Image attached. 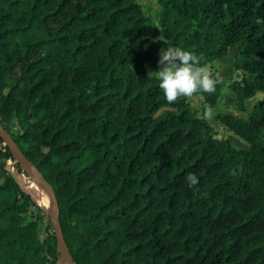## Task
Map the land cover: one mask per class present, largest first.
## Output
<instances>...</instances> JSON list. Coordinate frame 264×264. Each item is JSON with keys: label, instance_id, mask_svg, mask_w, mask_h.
Masks as SVG:
<instances>
[{"label": "trees", "instance_id": "obj_1", "mask_svg": "<svg viewBox=\"0 0 264 264\" xmlns=\"http://www.w3.org/2000/svg\"><path fill=\"white\" fill-rule=\"evenodd\" d=\"M167 44L235 47L240 78L169 104L137 0H0V124L52 186L72 264H264V0H156ZM0 138V264H56L54 233L6 167ZM193 173L199 183L189 188ZM34 206V208H31ZM53 231V230H52Z\"/></svg>", "mask_w": 264, "mask_h": 264}, {"label": "rangeland", "instance_id": "obj_2", "mask_svg": "<svg viewBox=\"0 0 264 264\" xmlns=\"http://www.w3.org/2000/svg\"><path fill=\"white\" fill-rule=\"evenodd\" d=\"M143 12L147 15L150 25H151V32L154 38L157 39L161 35L159 26L156 21V11L159 8L156 0H137ZM171 46L169 44H164L158 49V55L160 57V49L162 47ZM237 58V51L235 47H231L227 53L223 56L216 57L205 66L207 67L208 71L216 78L220 79L223 78L225 83L220 87V95L218 97L217 104L212 108L214 112L216 110H224L230 108L227 104L223 103L224 96L226 94H232L231 90L228 88V84L233 80H237L240 78L241 70L239 68H234L233 64ZM264 97V93L258 91L254 93L251 97L245 100L247 107H249L252 102H255ZM202 96L199 94L193 100H188L190 104L195 106L196 108H200L201 106ZM209 123L215 129L216 136H227L231 143L235 146H242L246 142L233 133L230 129L223 126L218 120L215 119L213 116L211 120H208ZM6 167L9 171L13 174L15 179L23 186V188L29 192L35 203L41 208L40 210V219L37 225V233L39 238H43L45 235L53 232L52 231V224H51V217L48 213L49 210V197L48 191L46 187L43 185L37 174L30 169L28 166L20 165V169L17 170L14 165L10 163V161L6 160ZM44 194L47 195V203H44L43 197ZM34 208V206H31ZM51 211L53 212V207H51Z\"/></svg>", "mask_w": 264, "mask_h": 264}, {"label": "clouds", "instance_id": "obj_3", "mask_svg": "<svg viewBox=\"0 0 264 264\" xmlns=\"http://www.w3.org/2000/svg\"><path fill=\"white\" fill-rule=\"evenodd\" d=\"M159 41L167 44L164 31L160 29ZM203 56L180 47L168 46L160 49L158 61L159 70L149 72V78L155 77L159 81V88L163 91L169 104L180 99L193 100L201 93L214 94L218 78L214 77L202 65ZM204 118L211 120L215 115L214 109L205 105ZM189 188L195 189L199 183L198 177L189 173L186 177Z\"/></svg>", "mask_w": 264, "mask_h": 264}, {"label": "water", "instance_id": "obj_4", "mask_svg": "<svg viewBox=\"0 0 264 264\" xmlns=\"http://www.w3.org/2000/svg\"><path fill=\"white\" fill-rule=\"evenodd\" d=\"M0 138L2 141L7 145V147L10 149L12 154L14 155L15 159L19 162L22 166H28L30 169H32L43 185L46 187L48 191V197H49V210L48 213L51 217V224H52V230L55 236L56 244L59 249V256L57 259L56 264H72L68 255L67 247L64 242V239L61 234V230L59 227V221H58V207H57V201L53 192L52 186L46 181V179L43 177V175L36 170V168L31 167L32 164L30 161H28L17 144L14 142L12 137L8 134V132L2 127L0 124ZM51 207H53V212L51 211Z\"/></svg>", "mask_w": 264, "mask_h": 264}, {"label": "bare ground", "instance_id": "obj_5", "mask_svg": "<svg viewBox=\"0 0 264 264\" xmlns=\"http://www.w3.org/2000/svg\"><path fill=\"white\" fill-rule=\"evenodd\" d=\"M43 201H44V203H47V195L46 194H44Z\"/></svg>", "mask_w": 264, "mask_h": 264}]
</instances>
